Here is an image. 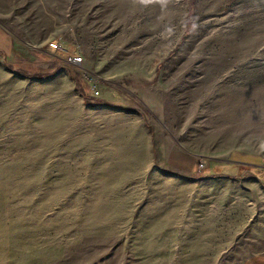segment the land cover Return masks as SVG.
Listing matches in <instances>:
<instances>
[{
    "label": "rangeland",
    "instance_id": "obj_1",
    "mask_svg": "<svg viewBox=\"0 0 264 264\" xmlns=\"http://www.w3.org/2000/svg\"><path fill=\"white\" fill-rule=\"evenodd\" d=\"M257 254L264 0H0V264Z\"/></svg>",
    "mask_w": 264,
    "mask_h": 264
},
{
    "label": "crops",
    "instance_id": "obj_2",
    "mask_svg": "<svg viewBox=\"0 0 264 264\" xmlns=\"http://www.w3.org/2000/svg\"><path fill=\"white\" fill-rule=\"evenodd\" d=\"M242 264H264V254L250 256Z\"/></svg>",
    "mask_w": 264,
    "mask_h": 264
},
{
    "label": "clouds",
    "instance_id": "obj_3",
    "mask_svg": "<svg viewBox=\"0 0 264 264\" xmlns=\"http://www.w3.org/2000/svg\"><path fill=\"white\" fill-rule=\"evenodd\" d=\"M144 2L147 3L148 0H144ZM167 31H168L169 33H171L172 30H171V29H168Z\"/></svg>",
    "mask_w": 264,
    "mask_h": 264
},
{
    "label": "built area",
    "instance_id": "obj_4",
    "mask_svg": "<svg viewBox=\"0 0 264 264\" xmlns=\"http://www.w3.org/2000/svg\"><path fill=\"white\" fill-rule=\"evenodd\" d=\"M55 46H56V47H55L56 49H59V46H58V45H55Z\"/></svg>",
    "mask_w": 264,
    "mask_h": 264
}]
</instances>
